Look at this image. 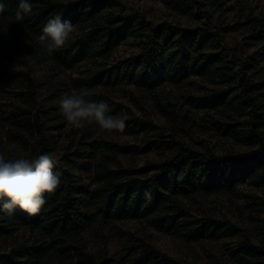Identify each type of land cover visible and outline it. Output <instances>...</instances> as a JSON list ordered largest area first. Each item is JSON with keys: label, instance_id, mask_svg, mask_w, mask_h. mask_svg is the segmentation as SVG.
<instances>
[{"label": "rangeland", "instance_id": "1", "mask_svg": "<svg viewBox=\"0 0 264 264\" xmlns=\"http://www.w3.org/2000/svg\"><path fill=\"white\" fill-rule=\"evenodd\" d=\"M198 1L199 8L194 0H115L101 14L104 18L132 15L135 24L141 14L156 25L191 30L205 26V13H210L230 47L210 35L191 48L177 43L170 49L178 54L176 63L161 68L155 84L139 86L123 72L111 76L108 72L120 60L140 53L144 39L138 35L149 32L125 33L110 56L79 58L74 53L67 64L61 51L86 28L85 23L71 21L76 28L72 39L49 57L37 38L48 20L62 16L40 15L39 6L32 5L31 13L18 23L14 13L19 0H0L6 5L0 14V71L12 70L0 77V151L15 141L17 152L26 158L54 152L59 159L55 171L61 173L62 182L94 187L97 166L103 162L141 170L182 148L236 154L257 147L251 136V107L241 96L240 65L233 55L245 62L246 79L254 84L255 121L264 138V28L256 25L264 24V0ZM185 50L190 52L186 59ZM20 72L35 79L36 97ZM80 89H88L93 100L106 101L111 115L126 117L124 132L67 125L59 114V98ZM228 90L232 92L225 99L215 97ZM142 173L149 176L155 170ZM70 194L76 195L75 191ZM181 200L183 215L172 225L159 226L154 221L157 212L148 207L138 212L124 207L107 217L100 200L86 196L82 211L87 221L80 230L61 236L41 226L7 221L0 212V257L22 245L30 254L22 253L26 264H264V185L252 174L241 173L230 191L193 193ZM209 219L230 221L240 233L217 230ZM195 227L200 229L198 236L189 231ZM146 246L158 252L157 259L146 263L139 259V251Z\"/></svg>", "mask_w": 264, "mask_h": 264}, {"label": "trees", "instance_id": "2", "mask_svg": "<svg viewBox=\"0 0 264 264\" xmlns=\"http://www.w3.org/2000/svg\"><path fill=\"white\" fill-rule=\"evenodd\" d=\"M115 0H31L32 5L39 6L40 15L50 16L56 13L62 20L79 21L85 23L79 36L61 52L70 62L72 54L79 58H93L96 56H110L115 48L125 38V33L135 35L141 31L149 32L144 39L142 50L137 55L124 58L114 64L112 73H125L129 82L139 86L153 85L156 74L161 68H166L176 63L177 52H170L177 43H187L191 48L201 37L210 35L218 39L220 45L229 48L220 30L212 23L210 13H205L206 25L195 29H185L168 23L154 24L140 14L139 23L135 24V16L119 15L107 18L101 16L108 6ZM199 8L200 2L194 0ZM37 3V4H36ZM40 3V4H39ZM138 17V16H137ZM138 25L141 27L138 29ZM260 29L263 23L256 24ZM184 59L190 57L189 50L183 52ZM233 60L240 65L238 75L240 85L243 87L241 96L246 105L251 107V136L254 137V149L241 153L211 154L203 153L190 148H182L178 153L159 162H149L141 170L135 168H114L108 163H99L97 172L98 183L94 187L80 182H64L53 194H45L46 203L39 214L29 216L19 208L14 214H6L7 221L19 222L32 227L41 226L56 236L66 235L78 231L87 215L82 211L83 198L90 196L100 200L103 213L112 217L118 210L128 208L138 212L142 207L155 210V223L159 226L172 225L178 217L183 215L181 197L199 192H224L234 187L236 178L245 172L264 185V138L258 133L256 125L257 104L252 96L254 84L246 79L243 71L245 62L233 55ZM184 64V63H183ZM213 66L214 64L209 63ZM184 70V68H181ZM182 71V70H181ZM12 70L6 68L0 71V77ZM224 74L226 72L223 71ZM24 74L30 85L29 92L36 97V81ZM82 78H79V81ZM82 81V80H81ZM231 90L215 97L225 99ZM31 113V112H29ZM36 123L39 116L34 115ZM128 147H125V149ZM120 149H123L121 147ZM155 170L152 175H142L144 170ZM71 191H75L71 196ZM2 201V200H0ZM4 202V201H2ZM209 223L217 230L238 235L240 230L230 221L222 219H209ZM192 235L198 236L200 229L189 228ZM24 246L14 247L9 253L0 257L1 264H26L22 253ZM264 252V246L262 247ZM86 259L95 262L90 255ZM158 252L151 246H146L139 251V259L148 262L157 259ZM80 263H83L80 258Z\"/></svg>", "mask_w": 264, "mask_h": 264}, {"label": "clouds", "instance_id": "3", "mask_svg": "<svg viewBox=\"0 0 264 264\" xmlns=\"http://www.w3.org/2000/svg\"><path fill=\"white\" fill-rule=\"evenodd\" d=\"M6 11L5 3L0 2V14ZM32 11L29 0H19L14 16L22 22ZM76 31L69 20L55 16L42 28L37 40L44 54L51 57L54 52L67 46ZM88 89L73 90L59 98V114L67 125L75 129L96 125L100 131L123 133L126 117L111 115L110 106L104 100L91 99ZM15 141L6 144L0 151V212L11 216L19 208L29 216L39 214L45 205V194H53L61 185V173L55 171L59 159L54 152H47L35 158H26L17 152Z\"/></svg>", "mask_w": 264, "mask_h": 264}]
</instances>
